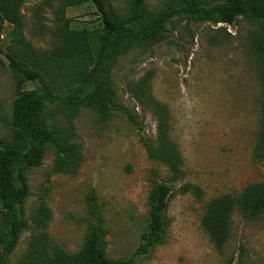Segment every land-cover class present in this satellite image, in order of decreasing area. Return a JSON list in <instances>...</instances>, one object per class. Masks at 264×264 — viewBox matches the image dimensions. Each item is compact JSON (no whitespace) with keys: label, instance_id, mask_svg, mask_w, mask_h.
Masks as SVG:
<instances>
[{"label":"rangeland","instance_id":"1","mask_svg":"<svg viewBox=\"0 0 264 264\" xmlns=\"http://www.w3.org/2000/svg\"><path fill=\"white\" fill-rule=\"evenodd\" d=\"M134 0H107L113 13L126 18ZM179 0H144L153 17ZM212 4L218 0H202ZM23 28L0 23V139L12 141V111L18 78L10 67L17 57L40 72L23 90L43 85L55 94L78 83L103 29L91 2L25 0L19 6ZM88 35L75 45L67 36ZM257 24L240 17L214 24L176 16L167 32L152 43L136 42L110 60L98 80L113 100L104 116L97 107L70 109L50 102L44 116L50 128L69 135L80 161L75 171H59L57 154L48 148L44 162L28 172L30 196L22 234L8 264H23L31 237L46 231L52 247L70 255L87 246L90 228L100 224L105 255L131 264H264V214L231 216L230 237L219 250L202 226L207 201L242 195L264 182V153L259 155L264 103V56ZM19 38L28 43L26 53ZM73 45V46H72ZM83 45V47H81ZM31 55V56H30ZM65 55L64 58L62 56ZM69 58H67V56ZM181 158L182 174L174 181L166 153ZM172 186L166 210L164 241L149 254L137 255L149 225L150 194L156 183ZM184 185L200 187L203 196ZM43 208L45 225L37 224ZM4 209L0 203V218Z\"/></svg>","mask_w":264,"mask_h":264},{"label":"trees","instance_id":"2","mask_svg":"<svg viewBox=\"0 0 264 264\" xmlns=\"http://www.w3.org/2000/svg\"><path fill=\"white\" fill-rule=\"evenodd\" d=\"M23 1L25 0H0L2 25L8 22L14 25L15 31L22 30L23 18L19 6ZM77 1L91 2L102 17L103 29L98 40L96 55L92 58L96 67L94 70H84L77 79L78 83L61 94H55L45 85L33 90H23L21 86L38 80L40 72L28 67L17 57H10V67L17 75L19 89L12 111L13 139L12 141L0 139V203L4 209L0 218V264H8L22 234L30 228V221L25 215V203L30 196L29 170L39 167L44 162L50 147L57 154L59 171H75L80 161L78 148L70 143L68 133L50 128L44 116L48 103L60 102L70 109L97 107L104 116H107L113 100L108 85L98 80L99 74L111 59L116 58L131 44L152 43L162 38L167 32L168 24L176 16L229 25L240 17L252 20L259 28L256 39L259 50L264 56V0H218L212 4L202 0H179L174 6L153 17L146 14L144 0H134L126 18L117 17L107 0ZM67 41L75 45L72 52L75 56H87L86 53H77L78 50L83 52V49L77 48L76 43L88 42L86 33L76 32L67 36ZM19 42L23 44L27 54L31 53L28 43L22 38H19ZM64 57L65 55L62 56ZM262 116L259 155L264 153V103ZM163 160L169 165L174 181L182 174L180 155L178 152L166 153ZM190 190L199 198L203 196L200 187L184 185L182 188L183 192ZM171 193L172 186L167 182L154 185L150 194L149 225L141 236L142 242L136 251L137 255L149 254L164 241L169 224L166 210ZM236 209L248 219L263 215L264 182L248 185L237 198L223 195L207 201L202 226L219 250L230 237L231 216ZM47 216L48 211L43 208L36 218L37 224L46 226ZM104 246V234L97 222H94L90 228L86 248L75 256L52 247L48 233L43 231L29 240L22 263L131 264V260L126 259L109 260L105 255Z\"/></svg>","mask_w":264,"mask_h":264}]
</instances>
